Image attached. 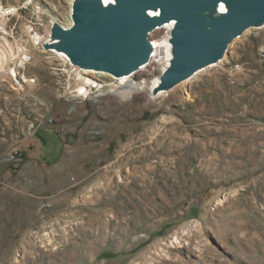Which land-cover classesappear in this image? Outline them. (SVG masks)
Instances as JSON below:
<instances>
[{
  "label": "rangeland",
  "instance_id": "rangeland-1",
  "mask_svg": "<svg viewBox=\"0 0 264 264\" xmlns=\"http://www.w3.org/2000/svg\"><path fill=\"white\" fill-rule=\"evenodd\" d=\"M25 1L0 0V264H264V26L123 97L44 50L73 0ZM143 67L148 86L165 69Z\"/></svg>",
  "mask_w": 264,
  "mask_h": 264
},
{
  "label": "water",
  "instance_id": "water-1",
  "mask_svg": "<svg viewBox=\"0 0 264 264\" xmlns=\"http://www.w3.org/2000/svg\"><path fill=\"white\" fill-rule=\"evenodd\" d=\"M72 25L53 20L44 50L64 54L71 65L116 78L136 73L153 55L149 36L173 23L171 60L152 96L226 56L228 45L264 26V0H73Z\"/></svg>",
  "mask_w": 264,
  "mask_h": 264
},
{
  "label": "bare ground",
  "instance_id": "bare-ground-1",
  "mask_svg": "<svg viewBox=\"0 0 264 264\" xmlns=\"http://www.w3.org/2000/svg\"><path fill=\"white\" fill-rule=\"evenodd\" d=\"M72 7L70 8L71 11ZM70 14V13H69ZM0 15H3V11L0 10ZM5 15V14H4ZM3 15V16H4ZM72 21V19H71ZM71 21H67L68 23L66 25H64V27H69L72 25ZM173 27V24L168 25V28L171 29ZM34 41H38V37L37 35H34L33 37ZM238 40V39H237ZM50 42V40L48 39L46 43ZM151 44L153 45V55L151 56V60L149 64H153V63H161L163 65V68L167 67L170 63V56L171 54L169 53L170 51V44L167 40V38L164 41H152ZM1 48V47H0ZM6 58L4 57V55H2V51L0 50V70L3 66V63H5ZM146 66V65H145ZM146 67L140 68L138 72H143V70ZM137 72V73H138ZM82 75H79V77H83L89 74H97L99 76H105V77H109L111 79H114L116 77L104 73V72H99V73H95L93 71L90 70H84L81 73ZM135 75V74H133ZM128 76V77H122L121 81L124 84V87L122 88V90L120 91L119 95H123V97H129L130 94L136 92V91H148L149 93H151V91L159 84L158 82H160V78L157 77L154 82H152V84L150 86H148L144 81L141 82H134V76ZM87 78H83L81 80H83L85 83H87L86 81ZM79 90L81 91L80 93H85L86 92V87L84 86V84L82 83L81 87H79ZM163 95V93H158V95Z\"/></svg>",
  "mask_w": 264,
  "mask_h": 264
},
{
  "label": "built area",
  "instance_id": "built-area-1",
  "mask_svg": "<svg viewBox=\"0 0 264 264\" xmlns=\"http://www.w3.org/2000/svg\"><path fill=\"white\" fill-rule=\"evenodd\" d=\"M25 4V6H28L29 5V1L28 0H26L25 2H24ZM69 9H70V3H69ZM71 13H72V9H71ZM10 14V12H8V13H5V15H6V17H7V15H9ZM2 16L0 15V18H1ZM67 18H68V16H67ZM66 18V21H61L62 22V24H64V25H66L67 24V19ZM56 19V18H55ZM54 20V19H53ZM52 23H53V21L52 22H50V27H52L51 25H52ZM170 24H173V23H169V24H165V25H163V26H161V27H159V28H157V29H155V30H157V31H161L162 32V34H163V37H165V38H167V40H168V42H169V40H170V37H171V30L173 29V27L171 28V29H169L168 28V25H170ZM41 24H39V26H40ZM3 27V26H2ZM0 28V34L1 35H3V36H9L8 35V32L6 31V29H5V27H3V28ZM50 35H51V30H50V34L48 35V38L50 39ZM170 43V42H169ZM2 51V55H4L3 54V51H8V50H1ZM25 51V50H24ZM7 53V52H6ZM8 53H9V51H8ZM169 53L171 54V45H170V51H169ZM22 58H21V61L18 63V65L20 66V67H23V64H25L26 63V61H27V59L29 58V57H27V55H26V52L25 53H22ZM171 56H170V60H171ZM150 63V62H149ZM24 68V67H23ZM14 71V70H13ZM12 71V72H13ZM13 74V73H12Z\"/></svg>",
  "mask_w": 264,
  "mask_h": 264
}]
</instances>
